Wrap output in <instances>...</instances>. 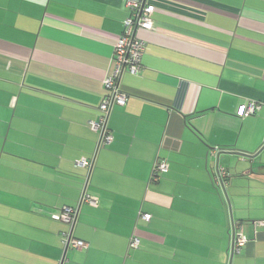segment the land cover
I'll use <instances>...</instances> for the list:
<instances>
[{
	"label": "crops",
	"instance_id": "1",
	"mask_svg": "<svg viewBox=\"0 0 264 264\" xmlns=\"http://www.w3.org/2000/svg\"><path fill=\"white\" fill-rule=\"evenodd\" d=\"M142 1L155 6L144 68L123 76L130 97L89 180L100 203L83 205L74 228L89 247L70 246L63 264H227L232 219L251 240L233 264H264L259 179L234 189L242 157L219 154L232 216L210 172L211 148L264 142V0ZM129 15L125 0H0V264H59L69 225L50 215L79 199L87 169L75 161L95 151L88 122ZM250 101L261 108L238 116ZM157 158L169 171L153 182Z\"/></svg>",
	"mask_w": 264,
	"mask_h": 264
},
{
	"label": "built area",
	"instance_id": "2",
	"mask_svg": "<svg viewBox=\"0 0 264 264\" xmlns=\"http://www.w3.org/2000/svg\"><path fill=\"white\" fill-rule=\"evenodd\" d=\"M125 5L130 11V15L125 19V30L119 36L114 45L113 62L114 69L111 73L103 78V86L106 90L101 103L99 104L100 114L97 119H90L88 124L90 128L99 133L96 142L95 151L91 158H80L75 161L76 167H84L87 169L86 180L83 185L81 194L74 206L65 205L59 211L53 213L51 218L62 221L69 225V230L63 236V254L59 264H63L67 247L84 249L89 247V243L74 237V228L78 221L80 209L83 205L99 206V198L88 191L89 180L92 170L96 164V159L99 152L109 146L114 135L110 127V119L113 110L116 107H122L127 104L130 94L123 89L122 78L125 73L139 74L142 72L143 55L145 50V42L141 36L143 30H154L153 13L155 6L139 0H125ZM261 108V104L256 101L239 103L237 106V115L244 116L246 114H254ZM223 148L215 146L211 148L210 153L215 157L213 161L211 175L215 183V187L221 192L226 201V186L228 185L229 172L228 169L218 162L219 152ZM169 170V162L165 158H157L152 167L151 180L158 182ZM139 216L150 221L152 215L150 213L140 212ZM264 224V221H255L254 226L257 228ZM230 240L229 247L231 253H240L244 246L249 242L245 233L244 224L231 220L229 225ZM257 238V232L254 236ZM128 246L137 249L140 246V237L132 234L129 239Z\"/></svg>",
	"mask_w": 264,
	"mask_h": 264
},
{
	"label": "water",
	"instance_id": "3",
	"mask_svg": "<svg viewBox=\"0 0 264 264\" xmlns=\"http://www.w3.org/2000/svg\"><path fill=\"white\" fill-rule=\"evenodd\" d=\"M227 154H236L242 157L240 163L241 172L239 178L244 179L247 177V181L250 179H261L264 177V142L263 144L253 153L235 151L230 149L226 151ZM229 202V208L231 212V200ZM67 247L66 250H68ZM233 256V255H232Z\"/></svg>",
	"mask_w": 264,
	"mask_h": 264
},
{
	"label": "rangeland",
	"instance_id": "4",
	"mask_svg": "<svg viewBox=\"0 0 264 264\" xmlns=\"http://www.w3.org/2000/svg\"><path fill=\"white\" fill-rule=\"evenodd\" d=\"M91 177V176H90ZM248 181H247V177H244V179H242L241 181H238L236 184H234V189H236V190H243L244 192H245V189L247 188L246 187V183H247ZM258 184H259V186H260V188H262V190L264 189V180L263 179H259L258 180ZM231 188H227L226 189V192H227V196H228V198H229V200H231V203H232V197H231V193H230V190ZM246 190H248V189H246ZM82 191V190H81ZM248 191H250V190H248ZM264 191V190H263ZM246 193V192H245ZM81 194V193H80ZM247 194V193H246ZM254 197H256V194L254 193ZM263 197H264V195H263ZM257 198V197H256ZM255 203H258L256 200H255ZM238 205L240 204V201H238V203H237ZM256 205V207H260V206H258L257 204H255ZM82 208V207H81ZM261 208V207H260ZM232 209H233V206H232ZM260 212H255L254 213V215L256 216V217H260V216H264V210L263 211H261L260 209H258ZM248 220V219H247ZM261 220H263L262 218H261ZM242 221V220H241ZM246 224V223H245ZM251 225V224H250ZM246 226H248L247 224L244 226V227H246ZM246 233H247V231H246ZM245 250H246V247L244 248V253L243 254H240V255H238V256H245ZM232 264H233V261H232Z\"/></svg>",
	"mask_w": 264,
	"mask_h": 264
},
{
	"label": "trees",
	"instance_id": "5",
	"mask_svg": "<svg viewBox=\"0 0 264 264\" xmlns=\"http://www.w3.org/2000/svg\"><path fill=\"white\" fill-rule=\"evenodd\" d=\"M123 79V78H122ZM90 127V126H89ZM108 147V146H107ZM106 147V148H107ZM105 149V148H104ZM228 208H229V206H228ZM57 211H59V210H56V211H54V212H52L51 213V215L53 214V213H56ZM80 212H81V209H80ZM80 212H79V215H80ZM51 215H50V217H51ZM78 219H79V216H78ZM235 221H239V222H241V223H243L244 224V226H245V222L244 221H241V220H235ZM245 228V227H244ZM247 236V235H246ZM249 239V238H248ZM230 240V239H229ZM251 242V240L249 239V242H248V244ZM247 244V245H248ZM246 245V246H247ZM246 246H244L243 247V249H242V251L240 252V253H231V250H230V247L228 248V257H227V264H231V262L233 261V258L236 256V255H240V254H243L244 253V248L246 247ZM129 247V246H128ZM130 248V247H129ZM132 249V248H131ZM134 249V248H133ZM233 255V256H232Z\"/></svg>",
	"mask_w": 264,
	"mask_h": 264
},
{
	"label": "clouds",
	"instance_id": "6",
	"mask_svg": "<svg viewBox=\"0 0 264 264\" xmlns=\"http://www.w3.org/2000/svg\"><path fill=\"white\" fill-rule=\"evenodd\" d=\"M222 148V147H221ZM226 150H227V148H223V150H221L220 151V153L219 154H221V152L222 151H225L226 152ZM218 162H219V156H218ZM220 163V162H219ZM221 164V163H220ZM95 167V166H94ZM226 167V166H225ZM227 168V167H226ZM228 169V168H227ZM169 171V170H168ZM228 172H229V169H228ZM229 177H230V173H229ZM229 177H228V184H229ZM228 186V185H227ZM227 186H226V189H227ZM226 193V201H227V203H228V206H229V198H228V196H227V192H225ZM223 197V196H222ZM229 210H230V208H229ZM231 214H232V216H233V213H232V209H231ZM256 221H262V220H256ZM255 221H253V223H254Z\"/></svg>",
	"mask_w": 264,
	"mask_h": 264
}]
</instances>
